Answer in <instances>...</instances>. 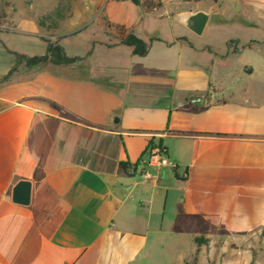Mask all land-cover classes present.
<instances>
[{
    "label": "crops",
    "instance_id": "1",
    "mask_svg": "<svg viewBox=\"0 0 264 264\" xmlns=\"http://www.w3.org/2000/svg\"><path fill=\"white\" fill-rule=\"evenodd\" d=\"M160 1L152 12L107 3V30L140 36L144 19L163 11L181 33L144 36L158 39L145 57L97 44L90 56L69 54L88 57L76 70L25 66L22 75L21 64L3 81L14 53L43 55L35 42L46 43L33 19L14 14L1 28L0 264H143L157 241L187 235L194 246L213 232L264 241V88H254L264 39H230L255 46L225 59H195L209 44L194 43L217 22L264 29V0ZM197 12L209 16L201 34L179 22ZM193 96L205 102L188 105ZM156 147L168 166L149 163ZM20 181L31 183L28 205L13 201Z\"/></svg>",
    "mask_w": 264,
    "mask_h": 264
},
{
    "label": "rangeland",
    "instance_id": "2",
    "mask_svg": "<svg viewBox=\"0 0 264 264\" xmlns=\"http://www.w3.org/2000/svg\"><path fill=\"white\" fill-rule=\"evenodd\" d=\"M118 1L120 0H0V31L2 27L10 28L12 26L11 17L18 14V18L35 20L38 29L37 38L44 37L58 43L63 41V46L68 54L86 56L93 41L105 42L109 40V36H113V33L110 34L106 27L105 8L107 3ZM210 4L211 0H199L198 3V5L206 8ZM59 6L69 8L68 17L60 22L56 29H48L50 27L48 23L46 28H41L40 19L49 15ZM114 7H118V5ZM185 8L186 6H183L177 10L180 11ZM159 14L161 15L150 16L148 21L146 18L144 19L142 30L144 26L145 33L139 36L141 39L144 36L170 39L183 31V28L174 25L171 18L167 14L165 15L163 11ZM186 16H181L180 24H184L183 18ZM213 16L214 19H219L218 12H215ZM235 37L243 41L252 38L261 40L264 39V29L240 31L234 25H221L220 22H217L214 26L209 27L203 35L194 38L196 45L209 44V46L198 49L203 52V55L195 57V59H225V54L233 53L234 49L241 50L255 46V43L251 42H244L246 45L235 42L229 47L230 41H232L230 39ZM24 43V39H17L19 46H24ZM259 48L264 50L263 46H259ZM45 52L46 46L42 42H35L34 54ZM79 64L81 63L76 62L71 65L76 70ZM25 66V64L21 66L22 75L27 74V66ZM36 67L37 71L42 69L54 72L61 71L59 65L52 63ZM79 70L82 71V69ZM254 88L263 89L264 80L258 79ZM257 242L260 246L259 249L253 247V243L257 245ZM143 264H264V241H253L251 237L244 239L223 237L221 234L213 232L211 238H207L205 235L198 236L194 246H192L189 237L182 235L178 239L157 241Z\"/></svg>",
    "mask_w": 264,
    "mask_h": 264
},
{
    "label": "trees",
    "instance_id": "3",
    "mask_svg": "<svg viewBox=\"0 0 264 264\" xmlns=\"http://www.w3.org/2000/svg\"><path fill=\"white\" fill-rule=\"evenodd\" d=\"M137 6H140L141 9L145 12H152L155 10H159L162 8L163 4L160 0H130ZM192 0H183V2H189ZM199 1V0H194ZM69 8L68 7H57L56 10L51 12L46 17L40 19L41 28H46L48 25V29L58 28L60 22L65 20L68 17ZM113 25H109L112 27ZM115 35L109 36V40L105 42H97L93 41L91 44V48L87 52V56H90L93 53V50L97 44H101L107 48H114L119 45H124L131 48V54L133 56L145 57L149 53L151 44L158 39L153 37L149 41H145L141 39L137 34L133 31H128L124 26L115 25ZM181 40H185L184 38H179ZM41 40L46 43V52L43 55L27 57L25 55H21L18 53H14L17 57V63L15 66L11 68L9 73L3 78V81L8 80L14 72L18 70V66L21 64H25L27 67L40 66L48 63L61 65V64H73L76 62H80L84 59V57L80 56H69L65 48L58 42H53L44 37H41ZM237 42L236 40L230 41L229 47L232 46V43ZM238 49H234L233 52H237ZM134 167L131 163H119L118 169L121 172L126 174H131V169Z\"/></svg>",
    "mask_w": 264,
    "mask_h": 264
},
{
    "label": "water",
    "instance_id": "4",
    "mask_svg": "<svg viewBox=\"0 0 264 264\" xmlns=\"http://www.w3.org/2000/svg\"><path fill=\"white\" fill-rule=\"evenodd\" d=\"M209 16L204 12L187 15L183 18V23L196 34H201ZM31 199V183L20 181L13 191V201L18 204L28 205Z\"/></svg>",
    "mask_w": 264,
    "mask_h": 264
},
{
    "label": "built area",
    "instance_id": "5",
    "mask_svg": "<svg viewBox=\"0 0 264 264\" xmlns=\"http://www.w3.org/2000/svg\"><path fill=\"white\" fill-rule=\"evenodd\" d=\"M204 102L205 99L203 97L193 96L188 100L187 104L191 106H197L203 104ZM149 163L161 166H168L170 164L169 160L165 156L164 150L159 147L152 149ZM143 178L151 179V176L149 174H144Z\"/></svg>",
    "mask_w": 264,
    "mask_h": 264
}]
</instances>
